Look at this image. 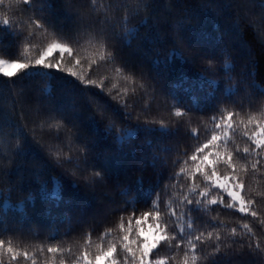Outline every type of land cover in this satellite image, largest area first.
I'll return each instance as SVG.
<instances>
[{
  "label": "snow or ice",
  "instance_id": "snow-or-ice-1",
  "mask_svg": "<svg viewBox=\"0 0 264 264\" xmlns=\"http://www.w3.org/2000/svg\"><path fill=\"white\" fill-rule=\"evenodd\" d=\"M157 3L0 0L4 83L16 88L29 75L67 81L89 97V106H94L90 120L103 122V138L90 135L67 108L28 96L19 86L20 102L35 112L40 127L55 129L56 140L64 129L66 140L78 141L82 151L73 160L58 145L50 146L47 158L37 155L26 161L32 144L13 118L15 101L8 111L0 108V264H264V83L257 81L250 66L238 72L226 46L205 49L189 39L186 22L196 17L188 16L176 22L182 46L172 50L171 60L166 56L153 67H166L177 59L201 62L204 68L197 82L204 95L191 86L182 94L185 81L172 82L163 71H146L156 29L174 15L175 5L170 4L167 16L161 17ZM225 7L235 10L237 25H250L264 41V0H230ZM149 25L152 31L142 37ZM37 37L41 43H35ZM137 40L140 43L133 48ZM101 66L110 69L117 83H127L124 96L117 83L106 87L109 76L101 79L97 74ZM129 91L150 102L158 96L165 103L170 98L178 117L189 116L194 109L209 111L204 132L191 120L173 132L163 118L148 117L150 105L135 111V103L127 99ZM102 92L117 100L123 111L105 100ZM132 120L138 123L133 125ZM181 127L189 129L190 150L167 145ZM141 134L143 146L134 145ZM126 144L142 153L141 163L148 164L152 175L116 184L122 207H111L117 201L105 193L108 205L97 209L75 189L79 181L93 193L115 183L116 169L111 160L102 159L103 152L119 145L126 154ZM140 203L146 206L137 207ZM38 205L49 213L50 242L24 243L20 236L31 231ZM16 210L22 216L13 220ZM226 210L232 211L231 217ZM109 213L115 221L94 239L95 223ZM74 224L88 225L81 238L72 242L57 238L69 236ZM61 226H66L63 233Z\"/></svg>",
  "mask_w": 264,
  "mask_h": 264
},
{
  "label": "trees",
  "instance_id": "trees-1",
  "mask_svg": "<svg viewBox=\"0 0 264 264\" xmlns=\"http://www.w3.org/2000/svg\"><path fill=\"white\" fill-rule=\"evenodd\" d=\"M77 2H81V0H77ZM229 2L230 0H158L157 8L161 17L167 16V10L170 4L175 5L172 9L174 15L170 23H161L157 27L154 36L156 42L152 43V54L145 60L146 71L152 72L153 74H155L157 70L163 71L172 82L185 81L183 87L180 89L182 94L184 88L191 86L193 89H197L199 95H204V92L199 91L197 82V76L204 68L201 62L177 59L169 63L166 67L164 64H161L159 69L153 67L156 60L163 61L166 56L171 60L170 53L172 50L175 47L182 46L177 39L176 22L183 21L184 17L188 16L196 17V19H190L186 22L185 34L189 39L205 49L215 48L219 50L226 46L234 58V63L236 64V70L238 72L246 70V65L250 66L257 81L264 83V41H261L256 36L250 25L244 22H241L239 25L236 24L235 10L225 7ZM24 15L26 18L27 13ZM136 22L138 23L139 21ZM151 31L152 25H149L148 28H145L141 32V36L143 37ZM174 40H176L177 43H173ZM41 41L42 38L37 37L35 43H41ZM138 43H140L139 40L134 41L133 48H135ZM97 74L101 79L105 74L109 76V81H111V83L105 81L106 87H112L114 83H117L114 74L111 73L108 67L101 66L97 70ZM6 80V77L0 75V108L4 111H8L15 101L16 112L13 114V118L23 128L32 144V148L25 157L26 161L34 159L37 155L47 158L50 146L58 145L63 150V153L70 155L73 160H75L77 156H82V151L78 141L66 140L64 129L60 130V139L56 140L55 129L49 128L47 125H45L43 129L40 127V122L35 112L26 104L20 102V97L18 96L19 86L24 87V91L28 96L33 98L42 97L45 100H50L53 107L61 105L67 108L70 116L79 117L81 127L86 133L90 135L95 133L103 138V122L95 123L90 120L94 111V106H89V97L81 94L78 89H73L67 81H62L60 79L50 80L46 77L29 75L18 82V87L10 88L4 83ZM49 86H51L50 95L46 91L49 89ZM127 87V83L123 80L117 83V88L121 90V96L125 95L123 89ZM117 88H114L113 91L115 92ZM94 91L101 92L98 88H95ZM102 95L105 100L110 101L112 105L120 108V104L117 100H112L107 93L102 92ZM126 95L130 104L135 103V111H140L144 109L146 105H150L151 111L148 112V117L163 118L168 122V127L172 129L173 132L176 131L181 123L191 120L193 122L192 126H199L201 133H203L206 127L203 121L211 114L207 110L200 112L194 109L189 116L178 117L171 108L172 100L170 98L167 100V103H165V98L160 96L157 97L156 101L150 102L146 98L141 99L138 94H133L130 91ZM120 110L123 111L122 108H120ZM97 120H99V117H97ZM130 123L135 125L138 122L132 120ZM155 127H160V125H155ZM68 128L71 129V125H68ZM4 131L14 132V129L5 128ZM104 143L107 144L109 141L104 138ZM132 143L134 145L143 146V135L141 134L140 139H134ZM192 144L193 141L189 136L188 127H181L179 135L167 139L168 146L175 148L179 145L180 150H183L185 147L190 150ZM163 146L164 145H161V147ZM123 151L126 154H122L119 145H114L103 152L102 159L111 160L116 169V175L119 179L116 180L115 183L110 182L108 188L99 189L93 193L91 190L85 188L83 181H79V187L75 189L80 192L82 196L92 200L97 209L108 205L105 193L117 201V204L111 207H122L120 204L122 198L117 194L118 189L116 184L121 181L135 180L141 175H144L146 178L152 175V169L148 164L141 163L140 157L142 153L133 152L129 149L127 144L124 146ZM73 166L74 165H68L67 167L70 168ZM140 168H144V173L138 171ZM58 171H64V169H59ZM252 183V179L249 178L248 184L250 185ZM2 186L3 185H0V187ZM262 187H264V185H262ZM93 195L95 196L94 200L92 199ZM145 206L144 203L137 205L139 208H144ZM105 210L107 211L106 208ZM226 211L228 216L231 217L232 211ZM236 215L243 216L244 214L236 213ZM21 216L22 213L16 210L12 219L16 220ZM115 219L116 216L109 213L103 221L95 223L93 238L95 239L98 234L102 233L104 227L115 221ZM32 220L33 227L31 231L26 230L25 233L20 236V239L23 240L24 243L33 244L50 242L52 233L48 228L49 213L47 210L43 206L38 205L37 211L32 216ZM229 223H231V220H229ZM256 226L259 227L258 224ZM72 227L74 230L69 236H60L57 238L72 242L83 236L88 225L74 224ZM65 230L66 226L60 227L61 233Z\"/></svg>",
  "mask_w": 264,
  "mask_h": 264
}]
</instances>
